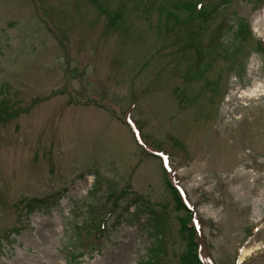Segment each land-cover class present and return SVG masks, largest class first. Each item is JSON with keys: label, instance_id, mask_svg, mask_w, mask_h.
<instances>
[{"label": "rangeland", "instance_id": "374dc122", "mask_svg": "<svg viewBox=\"0 0 264 264\" xmlns=\"http://www.w3.org/2000/svg\"><path fill=\"white\" fill-rule=\"evenodd\" d=\"M163 164L264 264V0H0V264H181Z\"/></svg>", "mask_w": 264, "mask_h": 264}, {"label": "trees", "instance_id": "16d2710c", "mask_svg": "<svg viewBox=\"0 0 264 264\" xmlns=\"http://www.w3.org/2000/svg\"><path fill=\"white\" fill-rule=\"evenodd\" d=\"M193 12L192 15H199V16H204L205 11L199 12L196 10L195 5L192 7ZM207 11V10H206ZM208 12V11H207ZM209 14V13H208ZM174 18H177L174 14L172 15ZM169 187L171 191L173 192L175 199L178 204V209H182L186 212L183 201L181 199V196L179 195L178 191L172 186V184L169 182ZM186 216L181 219L182 222V227L183 230L188 231V254L183 258L181 264H200L199 262V257L197 253V244H196V235H195V230L193 227H190V218L191 214L189 212H186ZM159 261V260H158ZM157 260L155 262H158Z\"/></svg>", "mask_w": 264, "mask_h": 264}]
</instances>
